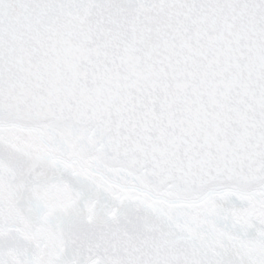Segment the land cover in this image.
I'll return each mask as SVG.
<instances>
[{"label": "snow or ice", "instance_id": "1", "mask_svg": "<svg viewBox=\"0 0 264 264\" xmlns=\"http://www.w3.org/2000/svg\"><path fill=\"white\" fill-rule=\"evenodd\" d=\"M0 264H264V0H0Z\"/></svg>", "mask_w": 264, "mask_h": 264}]
</instances>
